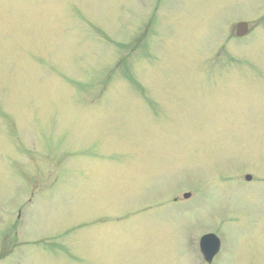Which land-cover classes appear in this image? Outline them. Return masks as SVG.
<instances>
[{
  "label": "rangeland",
  "instance_id": "1",
  "mask_svg": "<svg viewBox=\"0 0 264 264\" xmlns=\"http://www.w3.org/2000/svg\"><path fill=\"white\" fill-rule=\"evenodd\" d=\"M0 220V264H264V0H0Z\"/></svg>",
  "mask_w": 264,
  "mask_h": 264
},
{
  "label": "water",
  "instance_id": "2",
  "mask_svg": "<svg viewBox=\"0 0 264 264\" xmlns=\"http://www.w3.org/2000/svg\"><path fill=\"white\" fill-rule=\"evenodd\" d=\"M245 24H241L240 28L243 27V29L245 30ZM203 248L206 251H211L212 247L214 246V251L218 249L219 246V239L217 238V236L215 234H210L207 235L203 238ZM216 252V251H215Z\"/></svg>",
  "mask_w": 264,
  "mask_h": 264
}]
</instances>
